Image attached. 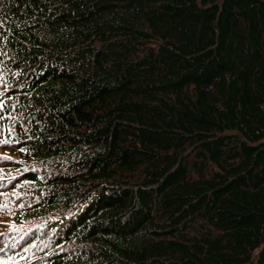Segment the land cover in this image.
Instances as JSON below:
<instances>
[{"label": "trees", "instance_id": "obj_1", "mask_svg": "<svg viewBox=\"0 0 264 264\" xmlns=\"http://www.w3.org/2000/svg\"><path fill=\"white\" fill-rule=\"evenodd\" d=\"M0 102V264H264V0H0Z\"/></svg>", "mask_w": 264, "mask_h": 264}, {"label": "rangeland", "instance_id": "obj_2", "mask_svg": "<svg viewBox=\"0 0 264 264\" xmlns=\"http://www.w3.org/2000/svg\"><path fill=\"white\" fill-rule=\"evenodd\" d=\"M1 137H2V133H1V131H0V139H1ZM0 150H1V148H0ZM8 152H10V151H8ZM2 152L0 151V160L2 161V159H3V157H5V156H3L2 154H1ZM6 153V152H5ZM0 163H2V162H0ZM0 175H1V170H0ZM4 176H0V180L1 179H4L3 178ZM15 183V182H14ZM19 183V182H18ZM17 183H15L14 185L15 186H13V193H12V196L13 195H17L18 193H19V191L16 189V188H14V187H17V185H16ZM3 189H5V188H3ZM0 191H1V188H0ZM7 194L6 193H0V209H2V210H0V211H7V209H10V208H12L11 206H9L8 205V203H5V200H6V198H5V196H6ZM23 196H24V194H23ZM23 196H19L18 198H16L17 200L20 198V197H23ZM6 217L4 216V215H0V229H3V224H4V221H6ZM12 221H14V220H12ZM23 225L22 224H20V223H17L16 221H14L13 222V224H12V227L11 228H9L7 231H14V232H16V231H18V229H20L21 227H22ZM27 228V227H26ZM3 233H6V231H3ZM1 237V236H0ZM1 241V243H2V245H4L5 243H7V241H8V238L7 237H4L2 240H0Z\"/></svg>", "mask_w": 264, "mask_h": 264}, {"label": "snow or ice", "instance_id": "obj_3", "mask_svg": "<svg viewBox=\"0 0 264 264\" xmlns=\"http://www.w3.org/2000/svg\"><path fill=\"white\" fill-rule=\"evenodd\" d=\"M3 107H4L3 103L0 102V110H2ZM3 119H5V117L3 115H0V120H3ZM9 132H11V129H9ZM0 143L7 145L9 143V140L4 139V140L0 141ZM20 150L24 151V149H20ZM5 159H7V158H5ZM19 207L23 208L24 205L21 204V205H19ZM0 210H2V209H0ZM7 211H12V210L11 209H7ZM3 235H5V234L3 232H0V236H3ZM2 250H3L2 247H0V251H2Z\"/></svg>", "mask_w": 264, "mask_h": 264}, {"label": "bare ground", "instance_id": "obj_4", "mask_svg": "<svg viewBox=\"0 0 264 264\" xmlns=\"http://www.w3.org/2000/svg\"><path fill=\"white\" fill-rule=\"evenodd\" d=\"M5 71V70H4Z\"/></svg>", "mask_w": 264, "mask_h": 264}]
</instances>
